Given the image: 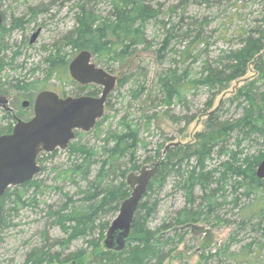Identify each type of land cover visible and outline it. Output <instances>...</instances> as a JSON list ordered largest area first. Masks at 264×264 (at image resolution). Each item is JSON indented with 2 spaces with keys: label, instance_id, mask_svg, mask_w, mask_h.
<instances>
[{
  "label": "trees",
  "instance_id": "16d2710c",
  "mask_svg": "<svg viewBox=\"0 0 264 264\" xmlns=\"http://www.w3.org/2000/svg\"><path fill=\"white\" fill-rule=\"evenodd\" d=\"M2 1L0 0V14L3 18L0 25V53L8 46L4 44L5 34L25 28L26 24L36 19V15L27 19L13 14L10 26L7 27V16L1 10ZM108 1L111 8L107 14L99 11L96 6H91L90 0H80L74 5L73 28L45 49L49 55L41 61L47 67L44 80L29 82L26 77L4 78V71L13 66L15 58L6 61L0 54V93L15 97L22 94L27 97L33 91L41 90L43 81L53 77L66 80L68 71L70 73L71 53L85 49L90 50L96 59L106 58L109 62L125 65L132 50L138 45L150 43L146 37L147 24L157 21L160 9L147 3V0ZM182 2L187 3L189 0ZM170 11L173 14L175 9L171 8ZM254 21L241 34L239 46L224 51L216 64L204 63L200 76L193 77L190 69L179 73L177 68H169L158 76V90L164 96V102L175 101L186 105L190 90L205 87L212 93L208 104L211 107L213 98L224 91L229 82L246 75L251 64L257 71L255 79L241 86L232 96L222 100L218 107L208 112L206 126L196 134L195 141L158 143L156 149H153L154 154L145 158V163L158 162V168L135 214L126 248L121 251L109 250L105 247L104 240L122 202L132 192L127 182L128 174L142 168L137 161L139 147L143 145L139 129L130 123L123 122V129L120 131L103 129L107 120L104 114L93 129L78 130L76 138L66 148L71 159L67 166L60 167L58 177L76 185L75 195L66 192L59 185L53 186L59 190L63 200L56 207L48 205L46 216L66 237L48 245V237L43 236L44 244L30 249L22 264H44L50 261L73 264H164L183 241L184 231L208 216L211 218L219 214L221 207L226 208L230 204L238 208L239 212L245 210L244 217H249L250 221L260 219L257 223L260 227L264 220V178L257 176V167L264 159V6ZM162 25L165 37L161 41L162 46L157 49L160 60L164 58L163 51L168 48L170 41L177 37L175 24L166 28L168 22L164 21ZM194 41L195 39L192 42ZM67 47L71 48V53L66 50ZM183 52L181 56L197 59L189 47ZM38 69L39 65L32 72ZM107 70L112 71L109 68ZM132 76L125 74L119 79V86H124ZM77 89L74 96L98 95L102 87L79 84ZM145 90V84L140 85L132 91V95L134 98L138 97ZM111 93L106 102L109 107ZM233 103L241 108V113L220 120L224 114L231 112ZM0 120L7 121L6 126L12 128V116L9 112L4 111ZM93 130L102 143L91 144L84 139V135ZM232 139L237 149H230ZM143 147L146 148L147 145L144 144ZM59 150L61 149L40 153L38 160L42 169L39 174L46 167L45 161L55 158ZM216 153L228 158L208 170L207 160L212 159ZM38 175L27 183L8 188L0 199V229L16 226L15 218L19 216L21 209L38 203L37 193L44 188V182ZM169 178L183 192L185 206L175 213L170 224L152 229L150 220L158 207V201L152 199V196L168 183ZM213 184H216L215 188L212 187ZM32 188L35 189L34 193L27 196ZM229 189L233 195L230 200L227 194ZM243 198L251 199L249 205L243 202ZM94 234H99V237L90 239ZM262 238L264 233L261 234ZM79 239H85L93 248L92 251L79 248L61 258L63 251ZM255 245L263 251L264 242L256 239L244 247L243 256ZM56 247L63 251H54ZM259 255H262L260 251ZM243 260L252 264V257L249 255Z\"/></svg>",
  "mask_w": 264,
  "mask_h": 264
},
{
  "label": "rangeland",
  "instance_id": "374dc122",
  "mask_svg": "<svg viewBox=\"0 0 264 264\" xmlns=\"http://www.w3.org/2000/svg\"><path fill=\"white\" fill-rule=\"evenodd\" d=\"M78 1L80 0L2 1L1 10L7 16L5 22L7 27L10 26L13 14L27 19L31 18V15H36L34 22L26 24L25 28L4 35V44L8 46L0 54L6 61L15 58L13 66L7 67L4 71V78L26 77L29 82L46 78V63L41 62L49 55L45 49L73 28L74 5ZM263 2L264 0H189L183 3L182 0H147V3L160 9L157 21L153 20L147 24L146 37L150 43L138 45L132 50L125 65L120 62H109L106 58L93 57L96 64L105 69L109 68L112 70L110 72L117 76V85L110 97L111 106H106L105 110L107 120L102 128L106 131H120L123 129V122L137 127L142 145H147L146 148L139 147L138 164L142 167L153 164L144 161L147 156L154 154L153 149H156L158 143L195 141L196 134L206 126L208 112L218 107L222 100L232 96L241 86L257 77V71L251 64L246 75L229 82L227 88L213 98L211 107L208 104L212 93L205 87L190 90L184 105L182 102H164V96L157 85L158 76L169 68H177L179 73L190 69L193 77L200 76L204 63L216 64V60L224 51L238 47L241 34L259 17L264 6ZM90 4L104 14H107L111 8L108 0H90ZM171 8L175 9L173 14ZM34 10H36L35 14H33ZM164 21L168 22L166 28L173 24L177 26L175 30L177 37L170 41L168 48L163 51L164 58L160 60L157 49L162 46L161 41L165 37L162 27ZM39 27H42V31L38 39L35 43H30L31 36ZM194 39L195 41L192 42ZM188 47L197 59L181 56ZM66 50L72 52L71 48L67 47ZM78 54L79 52H72V60ZM37 65L40 69L32 72ZM125 74L133 76L124 86H119V79ZM68 75L66 80L53 77L43 81L41 90H52L62 96H74L80 83L73 79L69 71ZM144 84L147 90L134 98L132 91ZM41 90L33 91L30 97L28 96L29 99L20 100H34ZM21 101L13 104L15 100H12L11 105L18 109L19 117L25 118L31 113L29 109L22 107ZM240 113L241 108H237L236 103H233L231 112L224 114L220 120L229 119L230 116H237ZM84 139L91 144L102 143L96 138L94 130L90 134H85ZM233 143L232 139L230 149H237V145ZM227 158L228 156L214 154L212 159L207 160V169L210 170L221 164ZM70 159L69 152L62 149L55 158L45 161L46 167L43 172L37 174V177L44 182V188L38 191L36 196L38 203L21 209L19 216L15 218L16 226L0 229V264H22L30 249L44 244L43 236L48 237V245L53 243L52 241L66 237L65 233L46 216V210L48 205L56 207L63 200L59 190L53 186L59 185L72 195L77 191L75 184L61 179V176L58 177L60 167L67 166ZM55 167L59 169L56 170ZM215 186L216 184L212 185L213 188ZM34 190L32 188L27 196L33 194ZM156 191L152 199L158 201V207L155 216L150 220L149 225L152 229L170 224L175 213L183 208L186 202L183 192L177 189L172 178H169L162 189ZM230 193L229 189L227 192L229 200L233 196ZM250 201L251 199L243 198V202L247 205ZM221 208L219 214L211 218L208 216L196 226L184 231L183 241L172 251L164 264H247L243 260L247 255L252 257V264H264V249L260 250L257 245L253 246L247 255L243 256L242 253L244 247L254 240L264 242V238L261 239V234L264 233V220L258 227L257 223L260 219L250 221L249 217H244L245 210L239 212L232 204ZM96 237H99V234H94L90 239ZM79 248H86L89 252L93 249L85 239H79L65 251L59 247L54 248V251H63L64 254L61 255L63 258ZM259 251L262 255H259ZM44 264L73 263L50 261Z\"/></svg>",
  "mask_w": 264,
  "mask_h": 264
},
{
  "label": "water",
  "instance_id": "95a60500",
  "mask_svg": "<svg viewBox=\"0 0 264 264\" xmlns=\"http://www.w3.org/2000/svg\"><path fill=\"white\" fill-rule=\"evenodd\" d=\"M2 21L0 14V25ZM41 31L42 27H39L33 33L30 43L36 42ZM69 70L73 79L83 85L102 86L101 94L62 97L52 90L38 93L34 116L27 121L19 120L12 132L0 135V199L8 188L27 183L41 172L38 157L42 151L66 149L75 139L77 130L93 129L104 116L107 99L117 84V76L96 64L93 53L88 49L79 52L70 62ZM157 168L158 162H155L128 174L127 182L132 192L122 202L108 228L104 240L107 249L121 251L126 248L135 214ZM257 176L264 178V159L257 167Z\"/></svg>",
  "mask_w": 264,
  "mask_h": 264
},
{
  "label": "flooded vegetation",
  "instance_id": "af4514ba",
  "mask_svg": "<svg viewBox=\"0 0 264 264\" xmlns=\"http://www.w3.org/2000/svg\"><path fill=\"white\" fill-rule=\"evenodd\" d=\"M21 98H28V96L26 97V96L20 94L18 97H15V96L10 95V94L0 93V115H2L4 111H7L12 116V128H9L8 126H6L8 124L7 121L0 120V130H2V131H0V135L12 132L14 129V126L17 124V122L19 120L27 121L34 116V104H35L36 97L34 100L24 99L23 101L20 100ZM12 100H15V102L13 104H15V103L18 104L21 101L22 107L25 109H29L31 114L26 116L25 118L19 117L20 115L18 114V109L15 106L11 105ZM25 103H27V104L25 105Z\"/></svg>",
  "mask_w": 264,
  "mask_h": 264
},
{
  "label": "bare ground",
  "instance_id": "6f19581e",
  "mask_svg": "<svg viewBox=\"0 0 264 264\" xmlns=\"http://www.w3.org/2000/svg\"><path fill=\"white\" fill-rule=\"evenodd\" d=\"M131 172V171H130Z\"/></svg>",
  "mask_w": 264,
  "mask_h": 264
}]
</instances>
